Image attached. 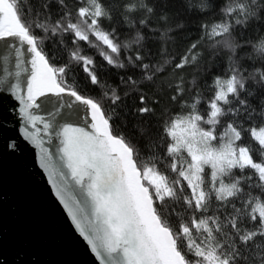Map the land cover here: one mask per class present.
<instances>
[{
  "label": "snow or ice",
  "instance_id": "6c2138e0",
  "mask_svg": "<svg viewBox=\"0 0 264 264\" xmlns=\"http://www.w3.org/2000/svg\"><path fill=\"white\" fill-rule=\"evenodd\" d=\"M177 2L217 11V0H73L74 10L68 0H0V97L14 102L19 134L39 149V168L98 264H264V36L243 39L264 25V0H222L220 23L200 26L218 71L191 86L183 71L200 67L201 41L163 63L149 48L183 30ZM117 21L129 35L105 27ZM52 38L59 47L48 49ZM80 42L98 49L99 67L135 75L108 84ZM81 67L106 89L98 97L79 94ZM169 73L160 92L170 103L148 106L142 87ZM129 84L139 106L121 95Z\"/></svg>",
  "mask_w": 264,
  "mask_h": 264
},
{
  "label": "water",
  "instance_id": "95a60500",
  "mask_svg": "<svg viewBox=\"0 0 264 264\" xmlns=\"http://www.w3.org/2000/svg\"><path fill=\"white\" fill-rule=\"evenodd\" d=\"M0 100V120L7 122L0 127V264H98L39 168V149L19 134V122L8 111L14 102L7 94ZM12 140L19 145L15 153L6 147ZM45 147L58 164L54 145Z\"/></svg>",
  "mask_w": 264,
  "mask_h": 264
},
{
  "label": "trees",
  "instance_id": "16d2710c",
  "mask_svg": "<svg viewBox=\"0 0 264 264\" xmlns=\"http://www.w3.org/2000/svg\"><path fill=\"white\" fill-rule=\"evenodd\" d=\"M69 8L73 9V0H68ZM222 3V0H217V11L211 12L209 14H198V13H189L184 11L179 3L177 2L175 7L172 9L173 14L179 13L177 17L178 22H182L184 24V28L182 31H178L175 33L173 41L167 43H150L149 48L152 52V58L154 61H159L163 63L165 60H172L173 58L179 59L181 56L186 55L188 53V49L190 48L191 44L197 42L198 40L201 41L203 47L201 52L203 53L204 59L200 62V67L196 68H187L183 71V75L185 77L186 83L191 86V82L193 77L196 76L197 79L201 77L206 78L211 82L212 74L217 73L218 69L211 67L212 58L209 56V53L212 51V41L211 39H205L204 34L201 30V25H212L214 23H220V17L218 13L219 5ZM53 11L55 12V7H53ZM106 28L115 27L117 32L121 35V38L129 35L127 29L124 28L118 21L114 22L111 25H105ZM163 32V29L160 30ZM210 31V28H209ZM264 36V25L259 26V31H255L253 29H249L244 33V40H249L252 43H256L258 37ZM100 48H103L102 42L95 41V37H90ZM155 40V38H153ZM57 47H59V39L52 38V40L46 41V47L48 49L54 48V42ZM80 46L84 49V53L89 56L93 57L97 64V71L98 74L102 77L103 80H106L108 84L115 86L119 84V76H127V75H135L133 73H124L120 72L119 74L115 71L110 70L107 66L104 68L99 67L100 64L104 63L102 58L97 54L98 49L91 48L87 46V42H80ZM206 49V51H205ZM251 52V47L245 50V53H241L243 59V63L246 65L249 61L246 58V53ZM63 59H58L55 67L63 66V64L67 60V53H63ZM226 59V58H225ZM205 65L211 67V74H205ZM197 73L199 75L197 76ZM87 74L83 71L82 67L76 69V78L78 82V92L79 94L83 95L85 98H96L98 95L102 93L104 88H95L93 87L88 80L86 79ZM135 78L139 81V76L136 75ZM173 79V74L169 73V75L163 77L162 81H157L155 88L149 87H142L141 92L147 97L146 104L148 106H155L153 105L154 99L160 100V105L158 107L163 108L166 107L170 101L168 97L171 95V92L166 91L164 94H161L160 87L161 83L167 84L169 81ZM135 90V85H121L120 92L123 95L125 92L130 93V95L126 99V103L129 107L136 105L139 106V94H133ZM207 97L208 94L205 93ZM129 125H131V121H129Z\"/></svg>",
  "mask_w": 264,
  "mask_h": 264
}]
</instances>
